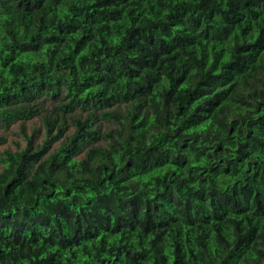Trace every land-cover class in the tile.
<instances>
[{"label": "trees", "instance_id": "obj_1", "mask_svg": "<svg viewBox=\"0 0 264 264\" xmlns=\"http://www.w3.org/2000/svg\"><path fill=\"white\" fill-rule=\"evenodd\" d=\"M15 124L0 264H264V0H0Z\"/></svg>", "mask_w": 264, "mask_h": 264}, {"label": "rangeland", "instance_id": "obj_2", "mask_svg": "<svg viewBox=\"0 0 264 264\" xmlns=\"http://www.w3.org/2000/svg\"><path fill=\"white\" fill-rule=\"evenodd\" d=\"M41 124L42 123L38 118H35L32 121L26 123V131L28 133L35 132V135L37 136L36 141H40L42 138L43 127ZM0 136L5 137L6 139V142L0 145V152L5 147L14 151L16 149V143H19L20 146H24V141L19 132V127L17 124L11 126L7 132L0 130Z\"/></svg>", "mask_w": 264, "mask_h": 264}]
</instances>
